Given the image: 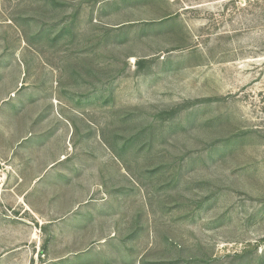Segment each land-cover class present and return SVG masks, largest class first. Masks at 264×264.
Segmentation results:
<instances>
[{"label": "rangeland", "instance_id": "rangeland-1", "mask_svg": "<svg viewBox=\"0 0 264 264\" xmlns=\"http://www.w3.org/2000/svg\"><path fill=\"white\" fill-rule=\"evenodd\" d=\"M0 264H264V0H0Z\"/></svg>", "mask_w": 264, "mask_h": 264}]
</instances>
